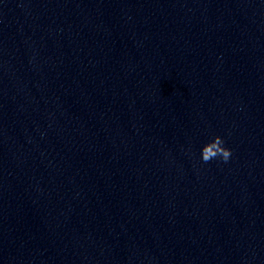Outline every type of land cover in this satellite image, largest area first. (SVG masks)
Here are the masks:
<instances>
[{
    "label": "clouds",
    "instance_id": "9594fccd",
    "mask_svg": "<svg viewBox=\"0 0 264 264\" xmlns=\"http://www.w3.org/2000/svg\"><path fill=\"white\" fill-rule=\"evenodd\" d=\"M224 145L225 141L219 135L215 136L210 142L204 144L201 149L202 162L208 163L219 158L227 163L232 155V151Z\"/></svg>",
    "mask_w": 264,
    "mask_h": 264
}]
</instances>
